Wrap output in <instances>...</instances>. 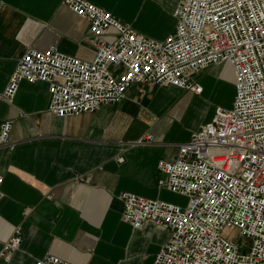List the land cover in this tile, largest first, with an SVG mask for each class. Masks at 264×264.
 I'll list each match as a JSON object with an SVG mask.
<instances>
[{"label":"built area","instance_id":"2783aa9c","mask_svg":"<svg viewBox=\"0 0 264 264\" xmlns=\"http://www.w3.org/2000/svg\"><path fill=\"white\" fill-rule=\"evenodd\" d=\"M63 4L88 21L94 59L65 54L55 45L30 47L1 97L11 103L23 81H43L49 110L65 118L118 104L134 84L199 95L204 87L197 76L230 66L232 106H218L211 120L179 144L174 160L157 164L160 185L188 203L123 192L122 218L133 229L150 223L171 231L152 264H264V0H181L173 11L175 30L164 40L140 35L90 0ZM12 125L0 123V148L10 146ZM142 142L153 143L154 135ZM3 183L0 173V202ZM22 239L16 227L1 256L9 261ZM35 264L73 263L48 254Z\"/></svg>","mask_w":264,"mask_h":264},{"label":"crops","instance_id":"0c3cea01","mask_svg":"<svg viewBox=\"0 0 264 264\" xmlns=\"http://www.w3.org/2000/svg\"><path fill=\"white\" fill-rule=\"evenodd\" d=\"M90 1L140 35L164 40L175 30L173 11L181 0ZM89 34L88 21L63 0H0V123L13 122L10 146L0 148V264H35L48 254L73 264H152L170 239L169 229L125 223L120 195L175 202L177 195L160 185L158 161L174 160L179 144L205 123L190 124L196 103L207 97L201 76L221 77L222 69L197 76L204 87L199 95L134 84L118 104L65 118L49 110L43 81H23L11 103L1 97L30 47L55 45L92 61L96 47ZM148 134L154 142L141 143ZM16 227L22 243L7 261L2 247Z\"/></svg>","mask_w":264,"mask_h":264},{"label":"rangeland","instance_id":"374dc122","mask_svg":"<svg viewBox=\"0 0 264 264\" xmlns=\"http://www.w3.org/2000/svg\"><path fill=\"white\" fill-rule=\"evenodd\" d=\"M231 73V67L227 66L223 68L221 72V77H217L216 74H211L210 76H207V73L202 74L201 81L203 85H205V87L207 88L205 92L207 93V97H203L201 100L198 101V103H196L197 109L195 108L192 113V117L190 120L191 125H196V120H198V122H201L203 120L207 122L211 120L218 106L227 108L232 106L235 95V88L233 85ZM175 202L181 205H186L188 203V198L177 195ZM238 240L242 243L245 241V239Z\"/></svg>","mask_w":264,"mask_h":264},{"label":"bare ground","instance_id":"6f19581e","mask_svg":"<svg viewBox=\"0 0 264 264\" xmlns=\"http://www.w3.org/2000/svg\"><path fill=\"white\" fill-rule=\"evenodd\" d=\"M232 74V80H233V73H231ZM221 84V83H220ZM218 90V89H217ZM226 93V92H225ZM228 94V93H227ZM228 100V99H227Z\"/></svg>","mask_w":264,"mask_h":264}]
</instances>
